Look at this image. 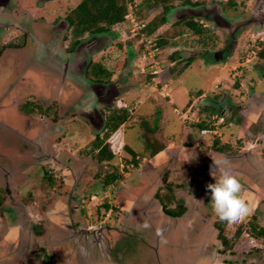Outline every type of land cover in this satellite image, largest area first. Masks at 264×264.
<instances>
[{
	"label": "flooded vegetation",
	"instance_id": "af4514ba",
	"mask_svg": "<svg viewBox=\"0 0 264 264\" xmlns=\"http://www.w3.org/2000/svg\"><path fill=\"white\" fill-rule=\"evenodd\" d=\"M52 1L60 4L64 0H10L2 8L0 17V66H3L7 59H13L16 65L12 80L3 85L0 84V194L2 195V199L0 198V264H13V262L68 264L74 256L80 255L75 242L68 240V236L74 234H77L79 244L84 250L90 251L94 256L100 254L103 258L109 257V254L113 253L112 245H115L122 237L130 235V232L124 231V228L134 226L132 220L135 218L132 213L137 211L135 207L124 210L126 204H131L132 201L136 204L134 198L136 196L122 200L121 203H117L119 205L113 206L116 199L113 198L110 190L115 188L113 186L117 181L106 188L110 197L89 195L88 184L99 178L98 183H101L106 174V166L111 165L112 172L114 166H117L120 173L122 170L119 168L118 159L116 161L114 159V163L108 165L98 160L97 151L83 152V147H76L80 141L72 135L70 130L80 129L82 125H78V122L82 121L90 126L92 134L98 131L93 134V139L89 138L85 143L91 144L92 149L96 144L100 145L105 134L103 133L101 138L95 137L101 134L105 127L106 116L118 107V103L122 100L121 96L130 94L133 89L139 87L135 78L143 76L144 84L153 88L150 86L151 83L146 82L145 77L147 74L150 75L148 71H141L146 64L137 65L141 52L134 54L135 51L127 48L130 47L127 45L130 39L125 40L123 42L126 43L125 48L120 46L118 52L125 51L124 64L131 67V70L112 72L107 68L111 75L102 76V73L95 70V65L105 63L110 58L111 47L107 46L106 34L118 37L121 36V31L114 28L115 33L113 31L96 32L75 38L69 16L73 15L74 9L82 0L72 8L63 7L64 3L58 7L52 6L50 4ZM227 3L220 4L219 0H209L207 4L200 2L197 6L180 7L176 9L175 14L179 15L184 8H187L184 10L188 12L183 14L186 17L185 14L194 9V12L189 13L191 17L188 16V18L199 20L201 25L204 21L209 22L207 27L211 26L215 29V20L218 18L236 25L248 21L256 10V1L252 7L248 8V12L241 14L236 13L239 10L236 5L227 9L225 7ZM214 7H218L219 10L215 11ZM259 30H264V23L242 26L231 35L222 31L226 40L223 45L214 50L213 57L216 60H228L230 54L234 53L239 45L238 40L241 36L245 38V41L251 36L253 40L255 35L250 33ZM257 41H261L259 42L261 51L264 47V39L257 38ZM231 44L232 48L229 47ZM55 46L63 51L65 57L58 64L54 63L49 51L50 47ZM42 54H47L46 63L41 61ZM253 59H256L255 55ZM261 62L263 64L261 67L253 64L252 68H257L258 74L264 80V60ZM255 63L258 64L260 61ZM160 87L158 89L154 87L153 90L159 91ZM141 88L145 87L141 86ZM250 88L243 107L234 106L232 114L234 117L230 114L232 120L236 119L235 116L246 119L249 115H257L259 119H263L264 114H260L259 108L255 106L263 105L264 88L256 93L253 92L252 86ZM162 96L167 97L169 93L166 95V91H163ZM88 103L93 105L91 114L95 115L98 109L95 115V127L80 114L86 112L83 109ZM218 105L215 102L216 108L214 105L213 107L205 105V108L224 111L219 116L226 120V114H229L227 109L230 106ZM247 132L248 136L253 135L255 138L253 140L255 143L251 147H257L263 143V139L258 136L259 131ZM94 139L95 141L92 142ZM253 152L252 148L232 155L215 152L216 156L208 157L207 161L199 160L197 164L207 163L211 158L216 161L226 157L231 162L230 170L242 182L247 180L252 182L258 178V182L262 183L264 153H260L257 157L253 155ZM122 162L127 169L126 175L131 176V178L123 177L122 182H127L123 183L126 192L135 183L147 181L148 172L146 175L143 173L145 167L138 164L136 167L128 166L126 161ZM140 168L142 169L139 171ZM39 178H43L47 183L46 191L48 192V195L44 196H42L44 193H38L40 199L35 192L28 189L38 182ZM253 187L254 185L250 193L256 194L257 190ZM120 188L122 191L121 186ZM144 192L136 199L139 202L142 197L140 209L136 214L140 213L144 218H150V223L145 220V224L151 233H146L150 241L138 240L142 245L152 243L151 248L158 262L160 261L159 249L165 250L166 258L170 253L169 264H174L173 262L178 260L181 264H187L193 256L197 255L196 253H201L203 249L212 246L208 238L206 240L207 227L203 226L205 221L197 218L200 213L196 208L194 212L191 211L193 210L191 204L189 206L184 200L177 199L176 202L181 200L187 211L179 216H171L167 213L168 208L174 209L180 203L173 205L176 202L172 200L173 203L169 206L164 208L161 204L159 207L154 199V187L150 185ZM38 201L43 203L38 205ZM108 208L109 211L105 212ZM91 210H94L92 213L94 217L91 216V218L98 220L107 217V220L100 221L99 226H89L85 214ZM82 211L85 213L82 214ZM188 212L195 214L193 224H187V217L182 216L187 215ZM113 214L117 217V222L116 225L110 226L108 221ZM182 225L184 230L181 240L169 243L168 237L175 236L176 230L181 229ZM212 228L213 234L216 235L215 244L213 242L214 249H217L221 242L217 238L215 224ZM101 229H104L107 238H102ZM80 232H83L82 236L79 235ZM221 246L224 245L221 244ZM170 248H176V254H172Z\"/></svg>",
	"mask_w": 264,
	"mask_h": 264
},
{
	"label": "rangeland",
	"instance_id": "374dc122",
	"mask_svg": "<svg viewBox=\"0 0 264 264\" xmlns=\"http://www.w3.org/2000/svg\"><path fill=\"white\" fill-rule=\"evenodd\" d=\"M192 1L193 2L199 1L206 4L209 2V0H192ZM227 1L228 0H223V1L219 0V3L225 4L227 3ZM233 1L235 2L236 8L239 9L236 11V13L241 14L243 12L244 13L248 12V8L252 7V4L256 0H233ZM79 2L80 0H64L60 4L59 2L57 3L56 1H52L50 4L52 6L58 7L59 5L64 3L63 7L72 8ZM184 9L179 13V15L178 13L175 14L176 11L175 8L171 9L169 11L170 13L168 14V19H167L168 24H165V26H163L161 30L167 31L166 29L168 28L169 24L179 19L180 17L181 18L185 17L183 16V14L188 11ZM192 10L193 11L189 10V13L194 12V9ZM214 10L218 11L219 9L218 7H214ZM189 13L185 14L186 17L189 16ZM174 14L177 17H175ZM146 16H147L146 20L148 21L150 19V16L148 15ZM207 25H209V22L204 21L202 23V26L204 28H208L209 26L207 27ZM117 29L118 31H121V36L113 37V35L111 34L110 35L106 34L108 37L106 39V43H108L107 46L111 47V49H109L111 54H110V58H108V61L106 62L105 65L112 72H117V71L123 72V70L125 72H129L131 70V67H128L127 65L124 64V60L126 59L125 51L123 50L124 52L122 53L120 51L118 52V50L120 49V46H124L125 48L126 43L123 42H125V40L127 41L130 39L129 36H131V32L129 30V26L127 28L125 27L123 28V26H119ZM218 29L219 28L215 27V29H212L211 33L206 34V36L213 35L214 38L209 42L207 47H203L201 43L200 44L197 43V39L193 35H191L189 31H185L184 35L176 41L177 43L174 45L173 48L169 47L164 50L159 49L158 52L155 53L156 56L154 59L158 63V67L162 70L164 68V65L166 66L168 64V63L166 64L168 56L170 57L172 54L175 53L176 55L178 54L177 56H175V60L176 61L178 60V62L185 64V68L181 72H179L180 74H175L171 76V78L167 82L161 85L159 91L155 89L154 91L153 88L147 87L144 84V77L137 76L135 78V82L138 83V86L140 88L136 87L137 89H133L130 92V94L127 93L121 96L120 99L122 100H120L118 106H120L122 102L127 104H131V103L134 104V107L131 104L132 105L131 111L133 116H131L130 121L132 120V117L133 119L135 118L136 121L135 123L131 124V126L130 124H128L125 125L126 127L122 126L121 128V135H122L121 141H122L123 149L119 152L118 158L115 157V161L118 159L117 162L120 170H122V173H120L119 171V177L116 180L117 183H115L113 186L115 188H112V190H110V192L113 194V198L116 199L115 204L113 206L119 205L117 203H121L122 200L131 199V197L136 196L134 197L136 204H134V201H132L131 204H126L124 206V210L128 209L129 207H135V210L139 211L141 206L140 200L142 197L140 198L139 202L136 201V199H138L142 194V192L146 191V189L150 186V184L145 180L142 183L140 182L135 183L134 185H132L131 189L128 190V192H126L125 186L123 185L124 182L122 181L124 180L123 177L127 176L126 175L127 169L122 161L124 162L132 161L133 157L134 159L139 161L144 160L145 163H140V166H143V168L145 167L143 173H145L146 175V172H148L147 175L149 176L151 175L150 177H148V179H150L153 176V173H155V178L158 180L160 178V175L162 173L164 174L165 171L164 169L166 167L164 165L161 166V164H157L154 166H147L148 163H152L153 161V159L148 155L149 152L151 151V149L154 150L156 147H162L163 143H166L165 145L167 147V151L165 152L166 154H168V158H170L169 154L172 153L171 150H173L174 148L173 146L175 144H176L175 147L178 146L180 148L179 149L180 151L182 149L181 147H183V144H181L180 142L187 143L185 138L188 137L187 136L189 133L188 130H191V132L194 134L193 142L196 149L198 150L199 148L202 149L204 154L207 151H210L211 149H212L211 152H213L214 146L212 142L215 136L212 137V135H209V137H206L202 135L200 133L199 127L195 126L196 123L195 124L193 123V127L190 128L191 119L195 120L197 118L199 120H202V118L209 115L212 117L214 122H216L217 124L220 123L219 125L220 146H217V148L218 149L223 148V150L228 151V147H229L231 150L226 153L228 155L236 154L238 152H246L247 149H251V148L254 151L253 152L254 156L258 157L260 156V153H264V147H263L264 140L260 146L251 147V145H254L255 143L253 142L255 138L253 137V135L247 136L246 133V129L247 131L249 130L253 131V133L255 131H259L260 134L258 136L261 139H264V116L262 117L263 119H259L257 115L256 116L249 115V117L246 119L241 118L239 116H235L236 119L233 118V120L230 118V114L231 116L234 117V115H232L234 106L241 105V107H243V105L245 104V99L249 94V90L251 89L250 86H252V90L254 93L260 92V90L264 88V80L261 79L262 77L258 74L257 68H252L253 64L257 65L258 67H261V65H263L261 61L258 64H256L255 62H258L257 59L258 51L256 50V47L261 46L259 41H257V38L264 39V30H259L257 32L250 33L251 35H255V39L253 40L256 41H251L252 37H249V39L245 41V38L241 36L240 39L238 40L239 45L234 50V53L230 54L231 56H229L230 58L228 57L229 58L228 60L227 59L216 60L213 57L214 50L218 49L221 45H223V43L226 40L225 35L222 32L223 30L220 31V29L219 30ZM111 31H113L114 33L116 32V30L114 29L113 30L111 29ZM148 39L150 40L151 38ZM151 41L153 45V40L151 39ZM96 46L98 47V44H96ZM129 46L130 47L127 48L131 49L133 52L135 51L134 54H136V52L137 53L141 52L140 43H133ZM229 47L232 48L233 47L232 44L229 45ZM146 48L147 46L144 44L142 50H146ZM49 51L53 57L54 63L58 64L59 62L65 59L64 53L59 47L57 46H55L54 48L50 47ZM251 52H255V54ZM254 55L256 59L252 60ZM141 56L143 57V54L138 56L139 61L137 62V65L138 66H143L144 64H146V66L149 65L148 57L142 59ZM41 61L43 63L47 62V54H42ZM15 71H16V65L14 63V60L7 59L4 62V65L0 66V84L3 85L11 81ZM141 86L145 88H141ZM163 91L169 93V96L168 97L162 96ZM88 92H86V94H88ZM202 95L205 98H208L207 100L211 101L212 102L211 104L213 105L216 102L219 104L218 106H222V105L230 106L227 109L229 114L228 113L226 114L227 119L224 120V122L221 123V121L219 120L221 118L219 116L220 113H223L224 111L219 112L217 111V109H215L212 110V113H209L208 111L202 113L201 104L208 106L207 104L208 101L205 98L201 99ZM206 106L203 107L205 108ZM255 107L259 108L258 106ZM195 109H197L198 111L195 112ZM258 110L260 114L262 113L264 114V108L262 109L259 108ZM182 115H185L188 118L187 122H184L181 119ZM207 118H209L207 120L209 121L210 117ZM127 121L129 122V119ZM83 124L84 122L82 121L78 122V125L80 126L82 125L80 129L79 128L75 130L71 129L70 132L72 133V135L76 136L77 140L80 141L79 144L76 145V147H83L82 148L83 152L89 151L90 153H93L95 150L94 149L95 146L92 149V145L85 143V141L89 138L93 139L94 138L93 134L98 131H94L92 134V130L90 129V126ZM240 124L242 125L240 126ZM239 126H240V130H239ZM149 130L150 132H152L150 136L143 134V131L148 132ZM106 131L107 129L106 127H104V129L100 132L101 134H98L95 138H101L103 133L105 134ZM242 135H244V137L241 138ZM114 136L115 134L111 133L110 138L106 140L104 136V138L102 139L104 143L102 144L106 145L107 141L113 139ZM149 137L150 139H152V141L153 140L155 141L153 147L149 149L150 151L148 150L146 145L147 143L151 142L149 140ZM94 141L95 139L92 142ZM127 149L128 151H130V153L132 152L131 153L132 155L134 154L133 157L131 156L130 153L129 154L126 153ZM214 152L217 151L214 150ZM197 154L198 156H202L200 153ZM172 156L174 161L171 163V167L176 165V162H178L176 161L175 153H173ZM187 161L188 159L184 158V162L181 163L182 170L180 172H168V174L166 175L167 177H169L168 182L171 183L173 187L180 185L179 187L181 189L184 188V190L188 191V196H187L184 194L185 192L184 190L181 189L176 190L175 193L176 195L174 196L175 198H172V200L176 202L178 201L177 199L183 198L184 202L186 201L188 205L191 204L193 209L195 210L196 208V210L200 212L201 216L204 217L201 218L198 215L197 218H200L201 221L206 220V223L210 225L209 227H213L214 224L216 225L218 223V218L214 214V211L211 207V201L209 195L206 194V192L196 191V188L189 184L190 180H188V182L184 180L187 176L188 178L191 176L190 178L192 181H195L197 183H203L204 185H208L211 184L210 182L207 183L209 177L207 178V176L202 174L204 173L205 169L204 170L198 169L200 168V166L197 164H193V167H195L194 169H198L199 173L198 172L193 173L194 169H190L188 167L189 161L188 163ZM148 167L150 168V170L148 169ZM151 167H154V169H152ZM111 168H112L111 166L110 167L106 166V172H111L110 170ZM167 168H169L168 165ZM141 169L142 168H140L139 171ZM241 171L242 170H239V172ZM127 177L131 178V176L130 177L127 176ZM260 177L261 175L259 176V178ZM37 181L38 182H36L34 185L32 184V187H28V189H30L31 192L33 193L35 192V194L39 196L40 199V195L38 193L40 194L44 193L42 196L48 195V192L46 191L47 183L43 178H39ZM212 181L213 183L215 182L214 179H212ZM98 182H100V178L88 184V191L90 192V194L88 192L89 195H96L102 197L104 195V191H107L106 187H104L101 183ZM126 183L127 182H125L124 184ZM162 183L163 185L166 184L164 180L162 181ZM241 183L242 185H244L243 187L246 188V189L244 188L241 194L242 198L248 203V205L251 208V213L248 217L251 216L256 217L258 228H262L264 230V180L262 181V183H260L258 182V178H257L252 182L247 180L246 182L241 181ZM248 183L251 184L248 185ZM157 184H159V182H157ZM251 185L252 186L254 185L253 189L257 190L256 194L258 196L256 194L250 193L251 191L250 189L252 187ZM120 186L122 187V191ZM258 186L261 188H259ZM118 188H120V190H118ZM171 191L173 192V188L171 186L169 187L167 186L165 193L172 195ZM106 196L110 197V193L109 192L106 193ZM0 198L2 199L1 194H0ZM161 201H165V200L161 198ZM42 203H43L42 201H38V205H41ZM178 203L181 204L183 202L180 200V202H176V204L173 203V205H177ZM109 208L111 207L109 206ZM109 208L106 209L105 212H108ZM93 211L94 210H91L89 213L85 214V216L88 218L89 226L92 225L99 226L101 225L100 221L105 222V220H107V217H105L104 219L100 218L96 220V218H93L94 217L92 215ZM101 211L103 210L101 209ZM137 211H133L132 213L133 218H135L134 220H132L134 226L132 228H124V231L127 233L130 232L129 233L130 235L126 237H122V239L118 240V242L115 245H112L113 253L111 252L109 254L110 255L109 257L111 259L110 262L113 264H169L170 253L168 255V258H166L165 250L159 249L158 255L160 256V261L158 262L155 257L156 254L151 248L152 243L149 244L147 243L146 245L140 244V241L138 239L145 240L147 239L148 232L151 233V230H148L145 224L146 221L150 223V218H146V217L144 218L143 215L140 213L139 214L141 215L142 218L139 217L140 215L136 214ZM84 213L85 212L82 211V214ZM91 216L93 217L91 218ZM108 222L110 226L116 225L117 217L115 216V214H113L110 217ZM186 222L188 223L189 220H187ZM189 224L192 223L189 222ZM183 230L184 227L182 225L181 229L176 230L177 233L175 234V236L171 235L170 237H168L169 238L168 242L169 243L179 242L183 235ZM205 236H206V240L208 238V240L212 243V246H208L207 249L206 248L203 249L201 253H196L197 255L193 256V258H191L187 264H264V252L244 255L239 253L240 247H235L234 242L229 243L231 244V246H225V247L219 244L217 249H214V244L216 242L215 241L216 235L210 233V231L207 230ZM147 240L150 241L149 239ZM170 250L172 254L173 253L176 254L177 252L176 248H170ZM235 250H237V253H235ZM189 253L193 254V252L191 251H189ZM178 263L181 264L179 260ZM13 264H17V262H13Z\"/></svg>",
	"mask_w": 264,
	"mask_h": 264
},
{
	"label": "trees",
	"instance_id": "16d2710c",
	"mask_svg": "<svg viewBox=\"0 0 264 264\" xmlns=\"http://www.w3.org/2000/svg\"><path fill=\"white\" fill-rule=\"evenodd\" d=\"M133 5V13L136 20L140 24H144V28L141 30V34L145 37L151 38L153 40V46L157 49L164 50L169 47H174L177 43L176 41L184 35L185 31H189L197 39V43H201L203 47H207L209 42L214 39L213 35L206 36L212 32V27L204 28L199 24V20L183 17L179 20L173 21L168 25L167 31L161 30L163 26L167 23L168 14L171 9H178L180 7L197 6L199 1L192 0H131ZM139 1V2H138ZM203 3V2H202ZM227 9L235 7V2L233 0H228ZM146 15L150 16V19L146 20ZM127 6L125 0H82L74 9L73 15L69 16L71 29L73 31V36L79 38L85 36L86 34L111 31V29L123 26L127 20ZM146 21V22H144ZM206 36V37H205ZM139 37L136 36L134 39L127 41V45L136 43ZM138 55V54H137ZM178 55V54H177ZM176 53L168 56L166 61V66L159 76L160 84L154 83L152 79L154 76L147 74L146 82L151 83L150 86L158 89L162 83L167 82L171 76L175 74H180L184 68L185 64L175 60ZM258 61L264 60V48L257 53ZM192 61V60H189ZM106 62L102 64L95 65V70L102 73V76L111 75L107 71ZM173 64V65H172ZM188 66V65H186ZM132 104V103H131ZM131 104L122 103L120 106L116 107L115 110L110 112L108 117L106 116V129L105 140L110 138L111 133L115 136L113 139L107 141L106 145L96 144L94 151H97L96 157L102 163H112L115 157H118L119 152L123 149L122 145V135L121 127L126 123L130 117V110L132 108ZM201 110H204L201 107ZM204 111H202L203 113ZM200 114V113H199ZM201 115V114H200ZM212 118L211 116H206L202 118L195 126L199 127L200 131L203 129H210L206 126V121ZM220 137L213 138V150L221 153H227L231 149L228 147V151L218 149L220 146ZM104 145V146H103ZM103 146V147H102ZM126 148V147H124ZM99 150V151H98ZM226 151V152H225ZM235 151V150H234ZM127 154L130 153L127 149ZM132 153V152H131ZM130 153V154H131ZM134 155V154H133ZM131 154V156L133 157ZM114 163V162H113ZM138 161L134 159L132 161H126V165H132L136 167ZM111 166V165H110ZM119 177V170L114 167L113 172H106L101 183L104 187H109L110 184L116 181ZM196 188L198 192H206L210 197V192L207 189V185L203 183H197L195 181H190L189 183ZM170 196V195H169ZM169 196L162 197L165 200L162 204L164 208L172 204V198ZM167 210V209H166ZM185 211L183 203L178 204L176 208L167 210L171 216H179ZM217 230V238L224 246H231L230 242H234L235 247H240L241 254L250 255L264 252V230L258 228L257 219L254 216L247 217L242 222L235 225H229L224 222H220L215 225ZM233 247V246H232ZM244 253H243V252ZM237 253V250H235Z\"/></svg>",
	"mask_w": 264,
	"mask_h": 264
},
{
	"label": "crops",
	"instance_id": "0c3cea01",
	"mask_svg": "<svg viewBox=\"0 0 264 264\" xmlns=\"http://www.w3.org/2000/svg\"><path fill=\"white\" fill-rule=\"evenodd\" d=\"M245 64V63H244ZM219 87V86H218ZM205 97L202 95V97H201V99H204ZM208 99V98H207ZM264 99V98H263ZM204 101V100H203ZM208 101V105H209V107H213V104H211L212 102L211 101H209V100H207ZM125 104H127V103H125ZM215 105V104H214ZM203 106H205V105H202L201 104V107L204 109V110H202V111H204V112H206V111H208V112H210V113H212V110L210 109V110H207V109H205ZM259 106V105H258ZM133 107H134V104H133ZM259 108H264V103H263V105L262 106H259ZM242 109H244V108H242ZM198 110L197 109H195V112H197ZM244 111V110H243ZM259 111V110H258ZM203 112V113H204ZM262 113V112H261ZM132 114V113H131ZM130 114V115H131ZM131 116H133V114L131 115ZM131 116H130V118H129V122L127 121V123H125L123 126L124 127H126L125 125H128V124H130V126H131V124H133V123H135V121H136V119L134 118L133 119V117H132V120L130 121V119H131ZM264 116V115H263ZM242 124H240V126H241ZM240 126H239V130H240ZM193 127V123H191V125H190V128H192ZM246 127V126H245ZM188 137L187 138H185V140L187 141V143H182V142H180L181 144H183V147H181L182 149L179 151V147L177 146V147H175L176 146V144L173 146L174 148H173V150H171V154H169V157L170 158H168V154H166V152L165 151H167V147H166V143H163V146L162 147H156L154 150L153 149H151V151L149 150L150 148H152L153 147V145H154V140L152 141V139H150V137H149V140L151 141L150 143H147L146 145H147V148H148V150L150 151L149 152V156L153 159V161H152V163H148L147 164V166H154V165H157V164H161V166L162 165H164L166 168L164 169L165 171H164V174L162 173H160L161 175H160V178L157 180L156 178H155V173H153V176L150 178V179H148V177H150L149 175L147 176V181H149L148 183L151 185V186H153L154 187V192H153V195H154V199H155V201H156V203L159 205V207L161 206V204L164 202H162L161 201V198L162 197H164V196H169L170 194H166L165 193V191H166V187L168 186H171L172 188H173V192L171 191V193H172V195H170L169 197H171V198H175L174 196L176 195L175 193H176V190H179V189H181L179 186L180 185H178V186H176V187H173V185L171 184V183H169L168 182V180H169V177H167L166 175L168 174V172H180L182 169H181V163H183L184 162V158H187L188 159V161H189V168L190 169H194L195 167H193V164H197V161H207V158L208 157H214V156H216V153L214 152V150H213V152H211L212 151V149L210 150V151H207L205 154H204V152L202 151V149H200L199 148V150L198 149H196V147L194 146V134L191 132V130H188ZM220 132H221V130H220ZM239 132V131H238ZM246 133H247V136L249 135V133L247 132V129H246ZM143 134H145V135H147V136H150L151 134H152V132H150V130L148 131V132H144L143 131ZM209 135L210 134H205L204 136H206V137H209ZM156 137V136H155ZM213 137V136H212ZM242 137H244V135H242L241 136V138ZM263 137V136H262ZM264 140V139H263ZM148 142V141H147ZM179 144V143H178ZM200 146V145H199ZM166 148V149H165ZM153 150V151H152ZM175 150H178V151H175ZM208 150V149H207ZM218 152V151H217ZM173 153H175V158H176V161H178V162H176V165H174V166H172L171 167V163L174 161L173 160ZM197 153H200L202 156H198V154ZM219 153H221V152H219ZM238 153H241V152H238ZM225 154V153H224ZM206 155V156H205ZM192 157H194V159H192V160H189L190 158H192ZM212 159V158H211ZM209 160V162H207V163H202V164H199V166H200V168H198V169H200V170H204L205 169V171H204V173H202L203 175H205V176H207V178L209 177V180L207 181V183L208 182H210V183H213V181H212V179H213V177L210 175V168H211V166H212V163H213V159L212 160ZM137 161H139V160H137ZM188 161H187V163H188ZM140 163H145V161L143 160V161H139V163H138V166H140ZM186 163V162H185ZM167 165L169 166V168H167ZM198 165V164H197ZM149 168V167H148ZM152 169H154V167H151ZM198 169H194V171H193V173H196V172H198L199 170ZM149 170H150V168H149ZM150 172V171H149ZM202 172V171H201ZM151 173V172H150ZM199 173V172H198ZM208 173V174H207ZM158 174H159V172H158ZM191 177V176H190ZM188 178V176L184 179L186 182H188V180H190L191 181V178ZM165 181L166 182V184L165 185H163V183H162V181ZM157 182H159V184H157ZM158 186H161V187H158ZM181 190H184V188L183 189H181ZM185 192H184V194L185 195H187L188 196V191L187 190H184ZM106 193H108V191H104V195H106ZM159 198V199H158ZM180 198V197H179ZM181 200H184L183 198H180ZM187 200H188V198H187ZM186 202V201H185ZM165 203V202H164ZM186 204H187V202H186ZM163 207H164V205H162ZM188 206V205H187ZM189 206H190V204H189ZM170 209V208H169ZM187 211V209L185 210V212ZM192 212H194L195 210L193 209V210H191ZM184 212V213H185ZM200 213V212H199ZM33 214V213H32ZM34 215V214H33ZM183 216H186L187 218V220H189V222L190 223H194V219H193V217L195 216V214L193 213H191V212H188V214L186 215H183ZM199 216L200 217H202L201 216V214H199ZM202 218H204V217H202ZM186 220V221H187ZM189 222L187 223V224H189ZM203 226H206L207 227V230H209L210 231V233H212L213 234V228L212 227H209L210 225H208L207 223H206V220H205V222H204V225ZM94 227V226H93ZM148 229V228H147ZM108 233V232H107ZM101 234H102V238L103 239H105V237H106V232H104V229H101ZM79 235H83V232L81 233H79ZM215 237V236H214ZM107 238V237H106ZM68 240L70 241V242H75V247H76V249H77V251H78V253H80V255L78 256L77 255V257H73V260L71 261V262H69L68 264H113V263H111L110 262V257H107V256H104V258L100 255V254H98V255H96V256H94L92 253H90V251H87V250H84V248L82 247V246H80V240L77 238V234H74V235H70V236H68ZM216 240V239H215ZM13 254H11V256H12ZM19 257H20V255H19ZM97 257V258H96ZM174 264H179L178 263V261H174L173 262Z\"/></svg>",
	"mask_w": 264,
	"mask_h": 264
},
{
	"label": "clouds",
	"instance_id": "9594fccd",
	"mask_svg": "<svg viewBox=\"0 0 264 264\" xmlns=\"http://www.w3.org/2000/svg\"><path fill=\"white\" fill-rule=\"evenodd\" d=\"M124 27L125 24H123ZM129 38L130 40L134 39ZM83 110L90 113L93 110V105L88 103ZM191 123L195 124L193 121ZM192 159L194 157L189 160ZM230 165L231 162L226 157L213 161L210 175L215 182L206 187L210 192L211 207L218 220L229 225H235L250 215L251 208L242 198L243 185L240 178L230 170Z\"/></svg>",
	"mask_w": 264,
	"mask_h": 264
},
{
	"label": "built area",
	"instance_id": "2783aa9c",
	"mask_svg": "<svg viewBox=\"0 0 264 264\" xmlns=\"http://www.w3.org/2000/svg\"><path fill=\"white\" fill-rule=\"evenodd\" d=\"M126 2V6H127V20L125 23V28H127L129 26V30L131 32V38H135L136 36L139 37V40L137 41V43H140L141 46V54H143V57L141 56L142 59H145L146 57H148V63L149 65H145L142 67L141 71H148V73L151 76H154V83L155 84H160V73L162 72V69H160L158 67V63L155 61V53L158 52V49L155 48L152 45V41L151 39L149 40L148 37H145L143 34H141V30L144 28V24H140L137 20L136 17L134 16L133 13V5L134 3H132L131 0H125ZM136 32V33H135ZM252 37V36H251ZM251 41H253L251 39ZM261 42V41H259ZM144 44L147 46L146 50H142V48L144 47ZM259 46L256 47V50L259 52L260 51ZM253 54H255V52H251ZM144 61V60H143ZM163 84V83H162ZM161 84V85H162ZM160 85V86H161ZM167 95V93H166ZM221 118L219 119L222 122H224V119L222 116H220ZM184 122H187L188 118L185 115H182L181 118ZM193 121L195 123H198L199 120L196 118L195 120H190V122ZM219 124H217L216 122L213 121V119H210L209 121L206 122V126L210 127V129H203L200 131V133L202 135L205 134H210L212 136H216V137H220V133H219Z\"/></svg>",
	"mask_w": 264,
	"mask_h": 264
},
{
	"label": "water",
	"instance_id": "95a60500",
	"mask_svg": "<svg viewBox=\"0 0 264 264\" xmlns=\"http://www.w3.org/2000/svg\"><path fill=\"white\" fill-rule=\"evenodd\" d=\"M8 2H10V0H0V17L2 16V8L6 6ZM255 7H256L255 8L256 10L253 12L251 18L246 22L233 25L222 18H218L215 20V25L220 30H223L227 32L228 35H231V34L236 33L237 30H239L242 26H245L248 24H253V25L263 24L264 23V0H256ZM97 110L94 113L95 115H97L98 113ZM80 114H82V116L88 122L92 123V125L94 124V127H95L96 125L95 115L88 113V112L80 113Z\"/></svg>",
	"mask_w": 264,
	"mask_h": 264
}]
</instances>
